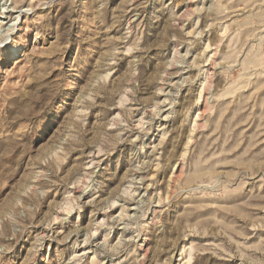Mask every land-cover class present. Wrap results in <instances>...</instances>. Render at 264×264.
Wrapping results in <instances>:
<instances>
[{
    "label": "rangeland",
    "instance_id": "374dc122",
    "mask_svg": "<svg viewBox=\"0 0 264 264\" xmlns=\"http://www.w3.org/2000/svg\"><path fill=\"white\" fill-rule=\"evenodd\" d=\"M0 264H264V0H0Z\"/></svg>",
    "mask_w": 264,
    "mask_h": 264
},
{
    "label": "bare ground",
    "instance_id": "6f19581e",
    "mask_svg": "<svg viewBox=\"0 0 264 264\" xmlns=\"http://www.w3.org/2000/svg\"><path fill=\"white\" fill-rule=\"evenodd\" d=\"M13 55V54H12Z\"/></svg>",
    "mask_w": 264,
    "mask_h": 264
}]
</instances>
